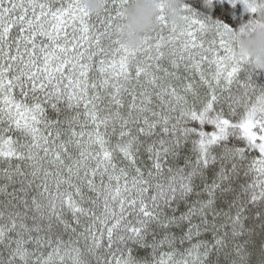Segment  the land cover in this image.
Instances as JSON below:
<instances>
[{
	"label": "snow or ice",
	"instance_id": "6c2138e0",
	"mask_svg": "<svg viewBox=\"0 0 264 264\" xmlns=\"http://www.w3.org/2000/svg\"><path fill=\"white\" fill-rule=\"evenodd\" d=\"M131 3L0 0V264H264V90L224 0L161 5L134 50Z\"/></svg>",
	"mask_w": 264,
	"mask_h": 264
},
{
	"label": "clouds",
	"instance_id": "9594fccd",
	"mask_svg": "<svg viewBox=\"0 0 264 264\" xmlns=\"http://www.w3.org/2000/svg\"><path fill=\"white\" fill-rule=\"evenodd\" d=\"M187 0H132L125 10L122 43L129 50L140 47L145 33L157 26L160 7L163 5L168 21L182 25ZM81 7L90 15L104 11V0H80ZM260 27L245 31H234L231 38L236 41L237 56L248 59L250 71L264 70V7L259 10Z\"/></svg>",
	"mask_w": 264,
	"mask_h": 264
},
{
	"label": "trees",
	"instance_id": "16d2710c",
	"mask_svg": "<svg viewBox=\"0 0 264 264\" xmlns=\"http://www.w3.org/2000/svg\"><path fill=\"white\" fill-rule=\"evenodd\" d=\"M226 10L225 15H220V8L217 7L212 14V19H220L225 23H228L234 31H238L240 27L248 22L250 19L249 15L244 11L242 4L236 3L233 7L228 0H224L223 4ZM252 81L258 89L264 90V70H255L252 72ZM133 255L137 259H150V249L140 248L139 246H133Z\"/></svg>",
	"mask_w": 264,
	"mask_h": 264
}]
</instances>
